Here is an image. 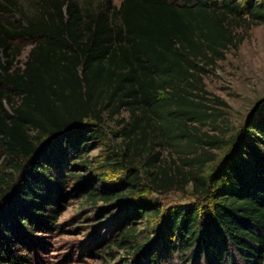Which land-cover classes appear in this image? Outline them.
Masks as SVG:
<instances>
[{"label": "trees", "instance_id": "1", "mask_svg": "<svg viewBox=\"0 0 264 264\" xmlns=\"http://www.w3.org/2000/svg\"><path fill=\"white\" fill-rule=\"evenodd\" d=\"M29 1L27 11L0 0V264H35L72 196L113 202V241L136 251L134 264H264V114L228 139L202 132L224 113L207 96V67L235 44V24H264V0ZM19 40L34 46L16 67ZM106 116L120 123L125 156L111 152L85 179L72 168L106 137L95 125ZM157 147L195 154L197 171L162 164ZM137 158L156 191L192 181L206 204L167 210L140 197ZM66 177L78 180L71 191ZM143 217L155 224L141 242Z\"/></svg>", "mask_w": 264, "mask_h": 264}, {"label": "rangeland", "instance_id": "2", "mask_svg": "<svg viewBox=\"0 0 264 264\" xmlns=\"http://www.w3.org/2000/svg\"><path fill=\"white\" fill-rule=\"evenodd\" d=\"M92 1L99 4L102 0ZM122 1L112 0L116 7H120ZM21 2L27 11L33 9L29 0H21ZM16 18L19 17L16 16ZM235 35V44L225 52L223 58L209 65L204 75L207 96L224 113L217 122L216 128L215 124H208L202 127V132L217 134L227 139L238 129L245 127L248 119L255 120L264 114V24L240 22L235 24ZM16 43L22 47L21 54L15 61L16 67L24 66L34 45L30 41L19 40ZM122 116L128 119L129 113L124 111ZM95 125L105 130L106 137L97 141L95 147L77 162L76 167L72 168L77 174H83L85 179L95 175L97 167L103 164L108 154L113 151L119 152L121 154L119 158H122L126 151L123 139L115 135L121 127L118 121L106 116L104 123L95 122ZM155 151L160 152L162 164L179 166L187 173L197 171L188 163L195 154L183 153L169 147H157ZM198 151L203 152L202 149ZM226 151V147L212 149L216 158L207 163L203 174L211 173ZM3 154L0 150V168L4 160ZM134 160L135 164L132 166L139 169L144 178L140 197L157 201L167 210L178 205L203 206L206 204L207 200L195 193L192 181L184 187L163 192L156 191L147 175L145 158ZM125 169L116 173L112 172L109 179L119 180L128 172V168L125 167ZM77 183L78 180L66 177L64 188L66 191H71ZM116 212L113 202L99 201L96 205H90L81 196L66 198L59 207L55 222L57 227L44 235L43 248L37 252V255L34 253L36 250L32 253L34 263L134 264L139 259L136 251L133 248L120 247L113 241V238L118 237L120 233L119 230L115 231V225L112 226L110 223ZM154 224L145 217L134 224L137 231H141L139 233L141 242L150 233ZM169 264H184V262L181 263L178 256H173L169 259ZM189 264L194 263L192 261ZM236 264L240 263L236 261Z\"/></svg>", "mask_w": 264, "mask_h": 264}]
</instances>
